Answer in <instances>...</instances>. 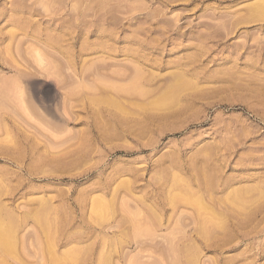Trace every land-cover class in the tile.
Listing matches in <instances>:
<instances>
[{
    "label": "rangeland",
    "instance_id": "obj_1",
    "mask_svg": "<svg viewBox=\"0 0 264 264\" xmlns=\"http://www.w3.org/2000/svg\"><path fill=\"white\" fill-rule=\"evenodd\" d=\"M200 224L197 264H264V0H0V264Z\"/></svg>",
    "mask_w": 264,
    "mask_h": 264
},
{
    "label": "bare ground",
    "instance_id": "obj_2",
    "mask_svg": "<svg viewBox=\"0 0 264 264\" xmlns=\"http://www.w3.org/2000/svg\"><path fill=\"white\" fill-rule=\"evenodd\" d=\"M263 10V9H262ZM261 10V11H262ZM260 11V10H259ZM85 46V45H84ZM59 50V49H58ZM142 73V72H141ZM139 75V74H138ZM137 75V76H138ZM137 76H135L136 78H137ZM139 77V76H138ZM141 77H142V74H141ZM138 79H140V77L138 78ZM138 81L136 80V83H137ZM186 82V81H185ZM178 83V82H177ZM174 84V83H173ZM176 84V83H175ZM180 84V83H179ZM182 84V83H181ZM177 85V84H176ZM175 85V86H176ZM172 86V85H171ZM173 87V86H172ZM171 89V88H170ZM173 90H175V89H173ZM3 93V92H2ZM6 94V93H5ZM214 178V177H213ZM213 178H212V180H213ZM215 180V179H214ZM228 183V182H227ZM213 185H215V184H213ZM189 189V188H188ZM200 189V188H199ZM188 192V191H187ZM187 192H185L186 194H187ZM184 193V194H185ZM185 194V195H186ZM190 194H192V192H190ZM194 194V193H193ZM192 194V196H195V195H193ZM233 195V194H232ZM187 196V195H186ZM198 196V195H197ZM235 196V195H234ZM179 197H181V198H179ZM179 197H175L176 199H182V195L181 196H179ZM188 197V196H187ZM229 197V196H228ZM191 198V197H190ZM190 198H188V199H190ZM193 198V197H192ZM235 198H237V197H234V199ZM238 198H240V196L238 195ZM237 198V199H238ZM176 199H175V201H176ZM183 200V199H182ZM192 200V199H191ZM197 200V201H196ZM196 200H192V201H194L197 205H199V203H200V205L202 206L203 205V203L204 202H201V200L199 201V203H197L198 202V199L196 198ZM184 201H186V198H185V196H184V200H183V202ZM238 201V200H237ZM239 202H240V199H239ZM202 203V204H201ZM221 204V203H220ZM200 206V208H202ZM206 204H204L203 205V207L204 208H206ZM197 207H199V206H197ZM208 207V206H207ZM210 207V206H209ZM208 207V208H209ZM212 208V207H211ZM210 208V209H211ZM203 210V209H202ZM202 210H201V213H203L202 212ZM205 210V209H204ZM212 210V209H211ZM197 212L198 211H200V210H196ZM208 211V210H207ZM210 211V210H209ZM208 211V212H209ZM214 210H212L211 212L212 213H214V212H216V211H214ZM210 212V213H211ZM211 213V214H212ZM217 213H218V211H217ZM205 215V214H204ZM221 215V214H220ZM126 216V215H125ZM206 216V215H205ZM210 216H214V214L213 215H210ZM217 216V215H216ZM128 218V217H127ZM130 218V217H129ZM128 218V219H129ZM208 219H209V216L207 217ZM212 218H215V217H212ZM212 218L210 217V219L212 220ZM220 217H219V215H218V219H219ZM222 219V218H221ZM123 220H125V219H123ZM130 220V219H129ZM131 220H133V219H131ZM207 221V220H206ZM210 221V220H209ZM213 222H214V220H212ZM212 221H210V222H212ZM221 221H223V220H221ZM136 222V221H135ZM210 222H208V223H210ZM133 223V222H132ZM138 222H136V224H137ZM215 224H216V222H215ZM125 225V224H124ZM133 225V224H132ZM139 225V224H138ZM217 225H218V223H217ZM216 225V226H217ZM136 226V225H135ZM213 226H215L214 224H213ZM122 227V226H121ZM133 227V226H132ZM224 227V226H223ZM134 228V227H133ZM138 228V227H137ZM136 228V229H137ZM150 228V227H149ZM198 228V227H197ZM212 228V227H211ZM214 228V227H213ZM121 229V228H120ZM123 229V228H122ZM125 229V228H124ZM140 229V228H139ZM138 229V231H137V233L135 232V234L133 233L131 236H130V238H132L133 236V238H136L137 239V237L139 238V236L140 237H142L141 235L143 234L144 235V237H145V240H146V242L148 241V238H147V235L148 236H150V237H152L153 239H157L155 242H154V244H153V241L154 240H151V241H149V242H143L144 240H142L141 239V241H142V243H141V241L139 240V241H134V242H132L134 239L132 238L129 242V246L130 247H140V251H139V254H141V257L143 256L144 258H146V257H148L149 259L151 258V259H153V260H155V261H157V262H155L154 261V264L156 263H160V264H197V261H198V259H197V257L202 253V247L204 248V249H211V248H214L215 250H219V249H221V246L223 247L224 246V243L225 242H222V239H221V236H219L220 235V233H217V232H214V231H212L211 229H210V227L208 228V226H206V225H201L200 224V228H198V229H194V230H183V231H180L179 229V232H176V233H172V232H170V233H172V234H169L170 236H167V234L165 233V235H163V233L161 234L162 236H160L159 234H157L156 233V231H154V232H150V233H148L149 232V229H148V232L147 233H145L146 232V229H145V231H144V233L142 232V230L144 229H142V230H139ZM151 229V228H150ZM216 229V228H215ZM131 230H132V228H131ZM152 230V229H151ZM217 230H220V228L218 227L217 228ZM134 231H135V229H134ZM141 231V232H140ZM131 232H133V230L131 231ZM242 232V231H241ZM250 232V231H249ZM83 233V232H82ZM89 233V232H88ZM98 233V232H97ZM238 234L240 233V232H237ZM131 233L129 232H127V231H124V230H120V231H118V232H116V233H110V232H105V233H103L102 234V238L103 237H105V238H107V239H112V241L114 240L115 241V239H117V237H119V240H120V238H124L123 236H129ZM241 234V233H240ZM246 234V233H245ZM94 235V234H93ZM146 235V236H145ZM1 237H0V241H1V243H4V242H6L5 240L7 239H3L4 238V236H3V238H2V235H0ZM85 236V235H84ZM122 236V237H121ZM154 236V237H153ZM155 236H157V238L155 237ZM158 236H160V237H158ZM233 236V235H232ZM236 236V235H235ZM237 237V236H236ZM239 237V236H238ZM241 237V236H240ZM2 238V239H1ZM93 238V237H92ZM126 238V237H125ZM147 238V239H146ZM159 238V239H158ZM165 239L166 240V242H167V244H169V246L168 245H166V242H165V244H164V246H166L167 248H165V247H163V245L162 246H160L162 243H160L159 244V242H161L162 240H160V239ZM168 238H170V239H168ZM175 238V242L173 241V239ZM177 238V239H176ZM229 238V237H228ZM228 238L226 237V239L228 240ZM248 238V237H247ZM170 240L169 242H168V240ZM230 239H231V237H230ZM236 239H238V238H236ZM250 239V238H249ZM252 239V238H251ZM255 239V238H254ZM150 240V239H149ZM165 240H163V241H165ZM225 240V239H224ZM223 240V241H224ZM227 240H226V242H227ZM243 240H245V238H242V240H239V241H243ZM110 241V240H109ZM108 241V242H109ZM111 241V243H113ZM172 241V242H171ZM196 241H201V244H198V243H196ZM85 242V241H84ZM121 242H123V240L121 241ZM150 242H152V243H150ZM220 242H222V243H220ZM110 243V244H111ZM159 244V245H157V244ZM54 245V244H53ZM100 246V245H99ZM98 246V247H99ZM121 246V245H120ZM244 246V245H243ZM257 246V245H256ZM53 247V246H52ZM146 247H148V248H146ZM52 249V248H51ZM53 249H54V247H53ZM76 249V248H75ZM74 249V250H75ZM78 249V248H77ZM99 249V248H98ZM126 249V248H125ZM100 250V249H99ZM78 251V250H77ZM115 251V250H114ZM127 251V250H126ZM244 251V250H243ZM51 252H53V253H55L54 252V250H50V253ZM72 252V251H71ZM105 252V251H104ZM223 251H221L220 253H222ZM98 253V252H97ZM101 253H103V251L101 252ZM106 253V252H105ZM114 253H116V252H114ZM246 252H244V254H243V256L244 255H247V254H245ZM242 254H241V256H242ZM52 253H51V257H49V258H54V257H56V256H54V257H52ZM60 255V254H59ZM67 255H68V253H67ZM67 255H65V256H67ZM70 255V254H69ZM71 255H72V253H71ZM70 255V256H71ZM74 255H75V252H74ZM107 255V254H106ZM105 255V256H106ZM114 255V254H113ZM126 255V254H125ZM135 255L137 256V254L135 253ZM115 256V255H114ZM146 256V257H145ZM170 256V257H169ZM62 257V256H61ZM61 257H59V260H61ZM68 257V256H67ZM73 257V256H72ZM77 257H79V256H77ZM103 257V256H102ZM110 257V256H109ZM140 257V256H139ZM200 257V256H199ZM198 257V258H199ZM244 257H246V256H244ZM247 257H250V256H247ZM245 258L246 260H245V264H247L246 263V261L247 260H250L249 258ZM74 258V257H73ZM98 258H99V256H98ZM107 258V259H106ZM144 258H142V259H144ZM232 258H234V257H232ZM236 258H238V256L236 257ZM239 258H241L240 256H239ZM55 259V258H54ZM57 259H58V256H57ZM68 259H69V257H68ZM79 259V258H78ZM78 259H76V260H78ZM81 259V258H80ZM79 259V260H80ZM105 259H106V261H108L109 262V260H108V257L106 256L105 257ZM135 259V258H134ZM148 259V260H149ZM151 259H150V261H151ZM223 257L221 258V262L223 261ZM51 260V259H50ZM64 260V259H63ZM75 260V259H74ZM83 260V259H82ZM81 260V261H82ZM100 260H102L101 258H100ZM116 260V259H115ZM136 260H138V259H136ZM136 260H135V262H136ZM139 260H141V259H139ZM146 260V259H145ZM202 260V259H201ZM225 260V259H224ZM235 260L237 261V259H234V262H235ZM240 260V259H239ZM52 261H54V260H52ZM105 261V262H106ZM118 261V260H117ZM131 261H132V259H131ZM141 261H143V260H141ZM147 261V260H146ZM145 261V262H146ZM203 261V260H202ZM227 260H225L224 262H225V264H229V262H226ZM229 261V260H228ZM231 261V260H230ZM72 262H76V261H72ZM135 262H134V264H135ZM139 262V261H138ZM144 262V261H143ZM144 262V263H145ZM212 262V261H211ZM244 262V261H243ZM247 262H250V264H255V260H251V261H247ZM54 263V262H53ZM81 264L83 263V262H80ZM79 263V264H80ZM96 263V262H95ZM100 263V262H99ZM117 263V262H116ZM115 263V264H116ZM127 263V262H126ZM151 263V262H150ZM150 263H147L146 262V264H150ZM152 263H153V261H152ZM151 263V264H152ZM232 263V262H231ZM237 263V262H236ZM239 263V262H238ZM55 264V263H54ZM101 264V263H100ZM107 264V263H106ZM111 264V263H110ZM118 264V263H117ZM119 264H121V263H119ZM128 264H130L129 262H128ZM132 264V263H131ZM138 264V263H137ZM139 264H142V262L140 263L139 262ZM200 264V263H199ZM241 264V263H240ZM249 264V263H248Z\"/></svg>",
    "mask_w": 264,
    "mask_h": 264
}]
</instances>
